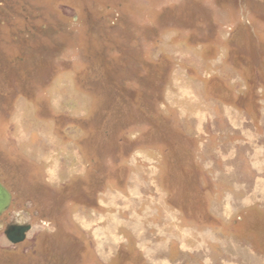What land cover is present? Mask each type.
Wrapping results in <instances>:
<instances>
[{"label": "rangeland", "instance_id": "374dc122", "mask_svg": "<svg viewBox=\"0 0 264 264\" xmlns=\"http://www.w3.org/2000/svg\"><path fill=\"white\" fill-rule=\"evenodd\" d=\"M0 4V264H264V0Z\"/></svg>", "mask_w": 264, "mask_h": 264}, {"label": "water", "instance_id": "95a60500", "mask_svg": "<svg viewBox=\"0 0 264 264\" xmlns=\"http://www.w3.org/2000/svg\"><path fill=\"white\" fill-rule=\"evenodd\" d=\"M11 194L0 183V217L8 210L11 204ZM2 224L0 223V228ZM30 226L24 224H13L5 227L4 235L8 242L17 245L24 241L25 234L29 231Z\"/></svg>", "mask_w": 264, "mask_h": 264}, {"label": "flooded vegetation", "instance_id": "af4514ba", "mask_svg": "<svg viewBox=\"0 0 264 264\" xmlns=\"http://www.w3.org/2000/svg\"><path fill=\"white\" fill-rule=\"evenodd\" d=\"M0 6H2V4H0ZM4 6V5H3Z\"/></svg>", "mask_w": 264, "mask_h": 264}]
</instances>
